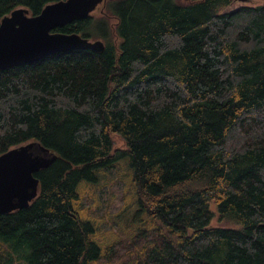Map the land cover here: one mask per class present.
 Returning <instances> with one entry per match:
<instances>
[{
	"label": "trees",
	"instance_id": "16d2710c",
	"mask_svg": "<svg viewBox=\"0 0 264 264\" xmlns=\"http://www.w3.org/2000/svg\"><path fill=\"white\" fill-rule=\"evenodd\" d=\"M57 1L0 0V23ZM233 1L106 0L55 29L103 51L0 70V155H57L30 205L0 214V264H264V1ZM121 161L117 220L97 229L90 190Z\"/></svg>",
	"mask_w": 264,
	"mask_h": 264
},
{
	"label": "water",
	"instance_id": "95a60500",
	"mask_svg": "<svg viewBox=\"0 0 264 264\" xmlns=\"http://www.w3.org/2000/svg\"><path fill=\"white\" fill-rule=\"evenodd\" d=\"M106 0H60L47 4L38 15L19 7L0 23V70L38 61L59 52L79 49L103 51L101 39L55 31L88 17ZM57 155L37 141L0 155V214L26 208L39 193L35 173L49 167Z\"/></svg>",
	"mask_w": 264,
	"mask_h": 264
},
{
	"label": "rangeland",
	"instance_id": "374dc122",
	"mask_svg": "<svg viewBox=\"0 0 264 264\" xmlns=\"http://www.w3.org/2000/svg\"><path fill=\"white\" fill-rule=\"evenodd\" d=\"M180 2H187L188 0H177ZM264 0H234L230 6L226 7L225 11L233 10L241 6H256L263 3ZM104 11V7L100 6L98 7L94 12V16H100L101 13ZM115 35V33H114ZM116 38V37H115ZM114 143L115 148L117 149H126V145L124 141L119 137H114ZM121 160V159H120ZM127 176V163L125 161H121L118 163L116 169H114L111 172L107 173H101L100 180L98 182V186L91 188L90 190V199L94 200L95 195L97 194V190L99 188H102L99 190L98 194L100 197V202L102 204V210L101 214L96 215L98 217L97 219V229H101L103 226L100 223L99 220L104 221L105 223L112 224L113 220H117L114 218V210L117 209L119 206V199L121 197V192L119 187L122 191H124L126 186V179ZM121 199H124V193ZM122 206H120L121 208ZM211 209L217 213V207L214 203L211 204ZM94 213V214H95ZM126 219L122 221V223H126ZM212 226H223V225H230L223 222H219L216 217L213 218ZM104 230V229H103Z\"/></svg>",
	"mask_w": 264,
	"mask_h": 264
}]
</instances>
